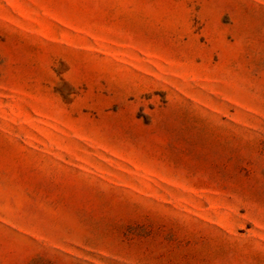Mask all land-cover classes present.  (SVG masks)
Listing matches in <instances>:
<instances>
[{
	"label": "rangeland",
	"instance_id": "374dc122",
	"mask_svg": "<svg viewBox=\"0 0 264 264\" xmlns=\"http://www.w3.org/2000/svg\"><path fill=\"white\" fill-rule=\"evenodd\" d=\"M0 264H264V0H0Z\"/></svg>",
	"mask_w": 264,
	"mask_h": 264
}]
</instances>
